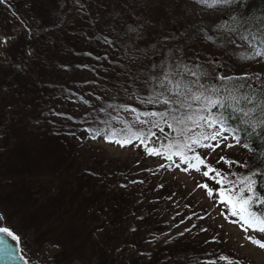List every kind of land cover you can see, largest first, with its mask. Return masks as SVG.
Instances as JSON below:
<instances>
[{"label":"trees","instance_id":"obj_1","mask_svg":"<svg viewBox=\"0 0 264 264\" xmlns=\"http://www.w3.org/2000/svg\"><path fill=\"white\" fill-rule=\"evenodd\" d=\"M76 1L0 3V15H6L3 11L10 5L23 18H15L12 31L4 30L12 35L0 47V212L9 215L5 227L20 237L21 247L33 238L41 245L59 248L57 264H226L218 259L221 255L253 264L221 236H200L207 232L196 229L197 204L188 201L190 196H184L166 174L176 164L181 170L187 167L179 157H173V163L163 156H151L134 141L123 147H133L144 158H114L97 144L103 138L112 141L105 135L93 138L92 130L119 131L125 127L121 121H127L133 130L147 128L135 122L136 113L118 106L138 112L163 110V105L136 99L151 91L144 76L134 78L151 72V64L164 61L170 48L167 59L200 63L212 73L207 83L215 84L222 83L215 73L248 74L253 77L248 82L253 84L256 76L264 80V58L243 60L239 53L250 49H223L204 39L199 28L216 35L215 25L227 15L206 10L194 0H149L147 7H137L135 0H92L88 10L75 15L72 4ZM235 7L238 14L255 16L264 13V0H243L242 7ZM130 11L148 22L143 40L136 41L138 49L147 50V56L126 51L127 42L117 41L108 30L113 24L121 27L119 20L114 21L117 13L134 22L128 16ZM98 35L109 36L114 43L105 44L96 39ZM164 36L176 39L163 41ZM219 56L224 67L214 68L210 62ZM109 104L117 107L109 108ZM116 138L120 137L113 140ZM251 142L252 147L261 148L255 135ZM152 146L158 147L159 142L150 143ZM241 148L246 155L233 160L250 167L235 164L237 167L222 171L246 174L256 167L264 170L256 153ZM195 152L207 156L208 164L210 156L217 154L214 163L223 167V148L213 152L197 147ZM149 156L160 162L147 163ZM209 181L210 187L219 188ZM259 190L264 192V187ZM213 198L219 202L218 197ZM181 223H188L189 229L177 234L174 230Z\"/></svg>","mask_w":264,"mask_h":264},{"label":"snow or ice","instance_id":"obj_2","mask_svg":"<svg viewBox=\"0 0 264 264\" xmlns=\"http://www.w3.org/2000/svg\"><path fill=\"white\" fill-rule=\"evenodd\" d=\"M3 2L5 0H0V3ZM194 2L206 10L222 11L227 15L226 19L215 25L213 31L216 35H209L206 29L199 28L198 31L204 39L223 49L233 46L237 48L244 46L250 49V52L239 53L243 60L264 58V13L255 16L251 13L238 14L235 6L242 7L243 0H194ZM135 4L137 7L141 5L147 7L149 0H135ZM81 8L83 9V5ZM128 16L134 22H130L128 18L117 13L114 21L119 20L121 27L117 28L113 24L108 26V30L116 36L117 41L127 42L126 51L134 54L139 51L142 56H147V50L138 49L136 41L143 40L148 22L146 18L134 11H130ZM96 39L108 45L114 43L106 35H98ZM169 39L174 40L176 37H162L163 41ZM6 42V40L0 41V43ZM152 47L155 48V44ZM176 50L182 52V49L178 47ZM171 54L172 49L170 48L164 61L151 64V72L139 73L138 70L139 74L134 78L138 80L144 76L143 82L150 87L151 91L147 97L136 96V99L140 103L163 105V110L138 112L135 108L129 109L125 105L118 106L124 111L136 113L135 122L147 128L133 130L127 121H121L125 125L124 129L110 133L104 129L92 130L93 138L105 135L107 139L121 146L139 141L151 156H163L173 163H175L173 157H179L181 163L187 165L182 169L183 171L192 169L201 172L203 168L202 175L219 185V188L210 187L208 183L199 184L198 187L206 190L209 197L214 195L218 197L219 204L227 208L225 219L227 220L228 216L234 217L235 219L229 222L239 224L245 233V239L264 249V240L249 234L251 232L264 235V192L259 190L264 187V170L256 167L246 174L224 172L208 164L207 156L202 157L195 152L197 147L214 152L222 144L226 148L240 145L256 153L264 163V80L256 76L255 84H253L248 82L253 79L248 74L231 76L215 73V79L222 83H207L212 73L206 67L200 63L192 64L174 58L167 59ZM132 59L135 60L136 56L133 55ZM210 63L214 68L224 67L219 61ZM108 107L117 106L109 104ZM101 111L105 110L101 109ZM142 116L150 119L142 120ZM165 128L170 131L165 132ZM153 129L158 130L164 139L161 140V136H157V131ZM253 135L261 142L259 150L252 147ZM115 137L120 138L113 140ZM230 139L235 143H225ZM156 142H159L158 147H149L150 143L155 144ZM190 152L195 154L190 156L188 155ZM220 161L226 163L229 168L233 164L242 168L250 167L247 162L240 164L238 161L229 160L223 156L220 157ZM176 167L179 168L180 165L176 164ZM4 219L3 214L0 213V225L3 224ZM203 230L206 231V229ZM9 238L14 241L20 239L10 228L0 226V252H7L10 255L15 249L9 244ZM218 259L225 261L226 264H240L239 261L224 255L219 256ZM209 264H216V262L210 261Z\"/></svg>","mask_w":264,"mask_h":264},{"label":"rangeland","instance_id":"obj_3","mask_svg":"<svg viewBox=\"0 0 264 264\" xmlns=\"http://www.w3.org/2000/svg\"><path fill=\"white\" fill-rule=\"evenodd\" d=\"M99 1L104 2L106 0ZM92 2V0L90 2L87 0H79L73 2L72 9L74 11V14L77 15L80 13H84L91 7ZM81 5H83V9L81 8ZM10 9L12 12H9ZM3 12H6V15H0V41H7L10 39L9 36L12 35V32L6 33L4 32V30L12 31L10 30V26L14 24L12 22L15 20V18L19 20L23 18L22 15H18V13H16V11L12 7H10V5ZM2 45L3 43H0V47H2ZM216 59L219 62L223 61L222 56H219ZM97 144L109 156H112L114 158H121L123 160L132 161V159L134 158L145 157L133 147H123L121 145H118L117 143L109 142L104 138L100 139ZM221 148H223V154L225 153V158L229 160H233V158L236 156L246 155V152L241 148V146L238 145L233 148H226L224 147V144H222ZM210 158V165L215 167L222 166L221 164L214 163L216 159L219 158L217 154L211 155ZM158 162H160V159L159 161H157L151 156L147 158V163L149 164H157ZM222 164L223 167H221V170L222 168L229 169V166L226 163L222 162ZM232 166L237 167L235 166V164H233ZM166 174L169 180L178 185L184 196H190L191 200L187 199L188 201H193L197 204L195 219L198 221V226L196 227V229H206L207 232V234H200L202 238L208 235L221 236V238H224L227 245L233 246L241 255L250 259L253 264H264V249L251 244L247 239H245V233L243 232L240 225L229 222L235 218L228 216V219H225L227 208L223 204H219V202L216 201L213 197H209L206 194V190L198 187L199 184L203 183H208L209 186H211L209 183L210 181L208 180V178L202 175V172H197L195 170L183 171L180 168L176 167L173 168L172 172H166ZM3 216L5 219L3 221V224L0 226H5L4 223L9 222V215L4 214ZM187 224L188 223H181L178 227H176L174 232H177V234L183 231L187 232V229H189L187 227ZM249 234L255 236L256 238L264 240V235L251 232ZM58 250L59 248L53 247L49 244L41 245L33 238H28L26 244L22 246V254L28 260V264H57L55 261V256Z\"/></svg>","mask_w":264,"mask_h":264},{"label":"water","instance_id":"obj_4","mask_svg":"<svg viewBox=\"0 0 264 264\" xmlns=\"http://www.w3.org/2000/svg\"><path fill=\"white\" fill-rule=\"evenodd\" d=\"M8 242L15 251L10 255L7 252H0V264H28V260L22 254L20 240L14 241L9 238Z\"/></svg>","mask_w":264,"mask_h":264}]
</instances>
